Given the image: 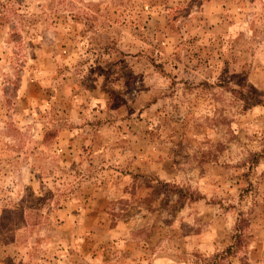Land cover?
I'll return each mask as SVG.
<instances>
[{
  "label": "rangeland",
  "instance_id": "1",
  "mask_svg": "<svg viewBox=\"0 0 264 264\" xmlns=\"http://www.w3.org/2000/svg\"><path fill=\"white\" fill-rule=\"evenodd\" d=\"M0 264H264V0H0Z\"/></svg>",
  "mask_w": 264,
  "mask_h": 264
}]
</instances>
